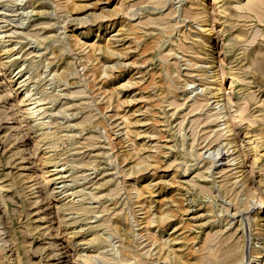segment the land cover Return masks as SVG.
Listing matches in <instances>:
<instances>
[{"label":"rangeland","instance_id":"1","mask_svg":"<svg viewBox=\"0 0 264 264\" xmlns=\"http://www.w3.org/2000/svg\"><path fill=\"white\" fill-rule=\"evenodd\" d=\"M63 1L0 0V50L11 49L10 55L0 51V262L78 264L76 255H97L95 264H178L173 250L188 252L212 232L213 248L232 232V244L248 253L246 232L264 219V146L253 163V134L234 117L241 100L254 117L264 114V0H255L252 11L238 9L244 0H205L221 111L228 112L230 138L239 146L238 161L229 166L214 163L224 126L209 117L214 104L189 112L203 93L199 72L189 70L191 52L208 36H194L190 0H123L127 11L120 0H70L62 8ZM112 10L119 15L108 22ZM144 18L157 24L139 32L135 24ZM121 27L123 34L112 36ZM194 61L204 63L203 57ZM167 62H178L181 77L167 75ZM161 83L159 99L153 89ZM25 91L37 112L21 104ZM173 96L183 105H169ZM227 96L237 106L226 104ZM39 118L51 128L44 145L36 143ZM45 151L66 163L59 180L74 194L49 182ZM117 219L127 223L125 237L113 227ZM22 243L25 250H18Z\"/></svg>","mask_w":264,"mask_h":264},{"label":"bare ground","instance_id":"2","mask_svg":"<svg viewBox=\"0 0 264 264\" xmlns=\"http://www.w3.org/2000/svg\"><path fill=\"white\" fill-rule=\"evenodd\" d=\"M19 1V0H18ZM63 1V0H62ZM70 0H64L63 3L59 2L58 5L60 7H64L66 4H68ZM121 1V2H120ZM120 5L121 7H124V10L128 8H126L124 5H123V0H120ZM191 3H190V6L188 7L187 9V14L190 15V16H193L197 23L196 25L198 26V28L195 29V35L197 37V39L201 40L203 38V36L205 35L204 33L207 32V35L208 36H204L205 40L204 41H200V42H194V43H197V46L198 47V50H194L192 51L191 53H193V55H196L195 58L197 57H203V60H204V63L201 65L198 64L197 66V61H194L195 58H192L190 59L189 61V70L195 71L196 72H199L198 76H200L199 80L201 81V85H200V89L201 91H203V93L198 97L197 99L194 100V102L189 106L190 107V111L189 112H193L197 109H199L200 107L203 106V104L205 103L206 105H210L211 106V103L214 104L212 106V108H210L209 106V111L212 112V114L209 116L211 118V121L212 123H214V126H223V128H219L217 133H218V138L222 140H220L222 143H221V146H217V150H216V160L214 161V163H218L221 162L222 164L226 165V166H229V165H232L234 161H238L237 160V157L239 156V153L237 155H235L237 152H239V150H237V147L239 148V146L237 145L236 141L234 139H231L230 138V135H233L234 132H232L233 130V127L231 125V123L229 122V115H228V112L226 113V111H221L222 109V105L221 104V96H220V90H222V81H221V78L219 79V73H218V69H215L217 67V65H215V57L213 56L214 54H212L208 47V42H209V39H210V33H211V28L213 27H210V28H205V22H206V19H205V13L207 12V5L205 4V0H190ZM214 1H219V0H214ZM139 2V1H138ZM161 2V1H160ZM136 2H134L133 4H136ZM144 4V2H142ZM157 3V2H156ZM140 4V2H139ZM159 4V2L157 3ZM255 4V0H244V2H239V4H237V6L239 7L238 9H240V7H249V9H251L250 7ZM134 6V5H132ZM137 6V5H135ZM131 7V6H130ZM211 7V6H210ZM73 8L74 9H78L80 8V4L78 3H73ZM134 8V7H133ZM214 8V6L212 7V9ZM42 9V8H41ZM210 9V8H209ZM38 10V9H37ZM216 11V9H213V11ZM212 11V12H213ZM214 11V12H215ZM252 11V9H251ZM29 14H30V11L28 10ZM53 12V11H52ZM139 12V11H138ZM123 13V12H122ZM216 13V12H215ZM162 14V13H161ZM167 14V13H166ZM169 14V13H168ZM172 14V13H171ZM209 14V13H208ZM119 15V13L117 14V12H115V10L111 12V17L109 19L108 22L113 21L114 22V19L116 18V16ZM126 15H127V12H126ZM141 15V14H140ZM163 15V14H162ZM217 15V14H215ZM167 16V15H166ZM119 17V16H118ZM72 18V17H71ZM157 18V17H156ZM18 19V18H17ZM69 19V18H67ZM120 19V17H119ZM135 19V18H134ZM145 19V18H144ZM20 20V19H19ZM130 20V19H129ZM138 20V19H137ZM173 20V19H172ZM185 20V19H184ZM209 20V19H208ZM69 21V20H68ZM123 21V20H122ZM163 21H165L163 19ZM162 21V22H163ZM138 22V21H137ZM101 23V22H100ZM118 23V22H117ZM21 24V23H20ZM156 21L155 19H152V18H147L145 19L144 21H139L137 24H135V28L137 31L139 30L140 31H147L148 28H151L153 27L154 25H156ZM165 24V23H164ZM170 24V23H169ZM209 24V23H208ZM113 25V24H112ZM217 25V24H216ZM122 26L123 28L126 27V25L122 23ZM2 27V26H0ZM118 27V26H116ZM105 29V28H104ZM133 29V28H132ZM124 30H127V28H125ZM153 30V29H152ZM23 31V30H22ZM4 30H0V34H3ZM18 32V31H17ZM16 31H12V33H17ZM162 32V31H161ZM168 32H171V31H168ZM110 33V32H109ZM164 33V32H163ZM7 34V33H6ZM123 34L122 32V27L118 29V31H116V33L112 36H115L116 38L121 36ZM182 34V33H181ZM127 36V35H125ZM136 36V35H135ZM1 38H4L3 36H0ZM80 37V36H79ZM130 37V36H129ZM214 37V36H213ZM121 39V38H120ZM123 39V38H122ZM108 40L110 41V37L108 38ZM133 40V39H132ZM220 40V39H219ZM117 41H120V40H117ZM99 42V41H98ZM97 42V43H98ZM106 43V42H105ZM112 43V41H111ZM110 43V44H111ZM174 43V42H173ZM214 43V42H213ZM42 44V43H41ZM92 44V43H91ZM90 45V44H89ZM93 45V44H92ZM91 45V46H92ZM98 45V44H97ZM93 47V46H92ZM155 47V46H154ZM221 49H220V53H222L223 51V46H220ZM149 48V47H147ZM180 48L182 49V51L184 52H187L186 50V47L184 45V43L181 44ZM51 49V48H50ZM106 51L108 52V49H109V46L107 45L106 46ZM146 49V48H145ZM143 49V50H145ZM3 50V51H2ZM2 50H0L1 52H3L4 54H9L11 53V49H7L5 47L2 48ZM99 50H102V48H99ZM130 50V49H129ZM211 50V49H210ZM127 51V49H126ZM168 51V49L166 50ZM111 53L114 55V54H117V51H111ZM176 53V52H175ZM52 54V53H51ZM162 54V53H161ZM177 54V53H176ZM144 55V54H143ZM167 55V54H166ZM164 56V55H163ZM163 56H161L163 58ZM12 57V56H11ZM161 57H158V58H161ZM146 58L148 57H145L144 59L147 60ZM186 58V57H185ZM53 59V58H52ZM55 59V58H54ZM125 59V58H124ZM143 59V60H144ZM167 59V58H166ZM165 60V59H164ZM122 61V60H120ZM163 61V60H162ZM175 61V60H174ZM185 61V60H184ZM117 62V61H116ZM143 62V61H142ZM127 63V62H126ZM154 63V62H153ZM186 63V62H185ZM252 63V62H251ZM142 64V63H141ZM178 65V62H174L173 64H169L168 62L165 64V69H166V73L167 75L171 76L173 75L174 72H177V75L178 77H181V74H180V69H179V66ZM123 66V65H122ZM128 67V66H127ZM251 67V66H250ZM181 68V67H180ZM55 70V69H54ZM208 71H211L210 72V75H209V72ZM19 73V72H18ZM17 73V74H18ZM151 74V73H150ZM156 74V73H154ZM175 75V76H177ZM194 75H191V77H193ZM20 78V77H19ZM27 78V77H26ZM67 78V77H66ZM138 78V77H137ZM151 79V78H150ZM22 80V79H21ZM170 80V79H169ZM154 81V80H153ZM185 81V80H184ZM194 81V80H193ZM204 81V82H203ZM21 82H24L23 81H19V84H18V87H21L23 86L21 84ZM158 82V81H157ZM167 82V81H166ZM170 84L172 83L171 81H169ZM127 83V82H126ZM130 83V81H129ZM127 83V84H129ZM166 84V83H165ZM168 84V83H167ZM190 84V83H189ZM131 85V83H130ZM216 85H218L216 87ZM171 86H173L171 84ZM170 86V88H172ZM198 86V85H197ZM196 86V88H197ZM153 87V86H152ZM175 88V86L173 87ZM199 88V87H198ZM197 88V89H198ZM177 88H175V91H176ZM225 90V89H224ZM152 91V90H151ZM153 93L156 97H158L159 99H162V95L164 93V89H163V84H156L154 86V89H153ZM169 91L172 92V89H170ZM192 91V90H191ZM194 91V90H193ZM192 91V92H193ZM30 91H25V93H27L26 95H23V100L21 101V104L23 103H27L29 102L31 99L29 98L30 97ZM224 92V91H223ZM177 94V92H176ZM28 95V97L26 98V96ZM152 96V95H151ZM187 96V95H186ZM189 96V95H188ZM187 96V97H188ZM134 97V96H133ZM135 98V97H134ZM141 98V97H139ZM188 99V98H187ZM225 99V98H224ZM211 100H213L211 102ZM169 101V105H173L174 108L175 107H179L181 105H183V103H178L177 102V98L173 96V98L170 97V99L168 100ZM185 101V100H184ZM242 101V100H241ZM240 101V105L241 106V110L237 111L236 110V115L234 118L238 119L240 122H247V133L248 134H253L251 137L253 138V150L255 153L254 154V159H253V163H255V161L258 160V157L259 156H262V154H260L259 152V148H261V146H264V114L263 112H261L262 114H260L259 116H253L251 115L250 113H248V109L247 107H243V104L247 102V100H244L245 102L242 104ZM238 102V101H236ZM236 102L230 98L229 96H227L226 98V104H229L230 106H237ZM156 103V102H155ZM239 103V102H238ZM225 104V102H224ZM27 105L26 107V111L29 112L31 111V113H35L37 112L35 109L37 106L34 105V103H27L25 104ZM146 107V106H145ZM173 108V109H174ZM186 108V107H185ZM183 109V108H182ZM181 109V110H182ZM188 109V107H187ZM40 110H42V107H40ZM163 111V110H162ZM185 111V110H184ZM143 113V112H142ZM173 113V111H172ZM40 114V112H38L37 116ZM227 114V117H225V115ZM124 116V115H122ZM141 116V115H140ZM126 116L123 117V120L126 119L125 118ZM183 119V118H182ZM180 119V120H182ZM232 119V118H231ZM40 118L39 119H36L34 121V127H35V130L36 132L38 133V141L36 142L37 144H41V145H44L45 144V141L50 137V133H49V130L51 128H44L43 125L44 123L43 122H39ZM142 120V119H141ZM184 120V119H183ZM235 120V119H234ZM233 120V121H234ZM126 121V120H125ZM128 121V120H127ZM168 124V123H167ZM222 124V125H221ZM142 126V125H141ZM197 127H198V124H197ZM216 128V127H215ZM178 129V128H177ZM179 130V129H178ZM215 131V130H214ZM213 132V131H212ZM245 132V131H244ZM95 136V135H93ZM83 140V139H82ZM194 140V139H193ZM207 140V139H206ZM205 141V140H204ZM210 141V140H209ZM252 141V140H251ZM254 141H255V144H254ZM208 143V142H207ZM212 143V142H211ZM79 144V143H78ZM212 145V144H211ZM228 145H230V149L232 148L231 152H229V150L227 149L225 151V149L228 147ZM138 147V146H137ZM203 150V149H202ZM201 150V151H202ZM210 150V149H209ZM224 150V152H222ZM261 151V150H260ZM229 152V153H228ZM241 152V150H240ZM206 153V152H205ZM213 153V152H212ZM90 154V153H89ZM203 154V153H202ZM232 156V157H231ZM231 157V158H230ZM43 161L44 163L47 165L49 164L50 166H52V169L49 170V182L50 183H54L56 182L59 186H61L60 184L62 183V188L66 189L68 187V184H67V181H63V180H59L60 178H62V174L64 172V165L66 164L65 162H62V164H59L60 160L58 159L57 156H53V154L50 153V151H45L44 152V155H43ZM172 161L174 162L175 160L172 159ZM224 161V163H223ZM251 161V160H250ZM247 162V161H246ZM85 163V162H84ZM228 163H231V164H228ZM172 164V163H171ZM217 164V165H218ZM235 165H238V164H242L241 162H236L234 163ZM138 166V168L142 167L143 165L141 163H137L136 164ZM253 165V164H252ZM239 167H241L239 165ZM159 168V167H158ZM214 168V167H213ZM220 168V167H219ZM238 167H235L233 169H236ZM205 169V167H204ZM224 169V168H223ZM214 170V169H213ZM156 171V170H155ZM242 171V170H241ZM185 172V170H184ZM238 171H235L234 172V183L238 181V175L237 174ZM144 173V172H143ZM197 174V173H196ZM199 174L201 175V173L199 172ZM244 174V173H242ZM241 174V175H242ZM199 176V175H198ZM248 176V175H247ZM247 176L246 175H243V177L240 179L242 180L243 184L247 185ZM160 179V178H159ZM192 179V178H191ZM251 179V178H250ZM239 180V181H240ZM40 182V181H39ZM69 182V181H68ZM165 182V181H163ZM191 182V181H190ZM215 183V182H214ZM198 184V183H197ZM58 186V188H59ZM199 186H202L199 184ZM204 186V185H203ZM205 187V186H204ZM61 188V187H60ZM208 188V187H207ZM200 190V188H198ZM203 189V188H202ZM206 189V187H205ZM208 190V189H207ZM111 191V190H110ZM204 191V190H203ZM66 192H68L66 195L67 196H70L72 194H74V192L72 191L71 188H67L66 189ZM210 193V191H208ZM213 192V191H212ZM140 194H136V196H139ZM44 198V197H43ZM251 201V200H250ZM264 203V202H263ZM112 205V204H111ZM110 206V205H109ZM249 208V207H248ZM253 208V207H252ZM251 208V209H252ZM146 209V208H145ZM115 212V211H114ZM112 212V213H114ZM249 212V211H248ZM121 215V214H120ZM114 217V215H113ZM164 217V216H163ZM121 218V217H119ZM126 218V217H125ZM126 220V219H124ZM109 222V221H108ZM5 223V222H4ZM112 223V222H111ZM228 223V221H227ZM115 225L113 227H115V230L118 232V233H121V235L123 237H125L126 235L124 234L123 231H125L126 229V221H123L122 219H117L116 222L114 223ZM113 225V224H112ZM231 225V224H230ZM245 225V224H244ZM227 226V225H226ZM219 230V229H218ZM131 232V231H129ZM240 232V231H239ZM246 232V231H245ZM244 232V233H245ZM79 233V232H78ZM81 233V232H80ZM208 233V232H207ZM210 233V232H209ZM214 233V232H212ZM211 233V234H212ZM114 234V233H113ZM153 234V233H152ZM211 234H207L205 235L206 237L202 238V240L198 241L195 246L191 247L190 250L188 252H184V249L183 250H173V253L174 255L176 256V259H179V262L178 264H264V219L261 218L258 220V222L254 223L253 226L250 227V229L246 232V240H248L250 238V241H252V244H248L246 243V246H248V253L245 252L244 250L242 251L240 249V247L238 245H235V244H232L233 242L230 241L232 239V237L235 235V234H232L231 232V235H227L228 238H218L221 242H220V247L218 248L217 246H219V244L216 246L218 249L216 248H213L212 247V242L214 241V237L213 235ZM215 234V233H214ZM230 234V232H229ZM245 235V234H244ZM72 236H74V233L71 234V236L69 237L70 239L72 238ZM224 236V234H223ZM239 237V236H238ZM237 237V238H238ZM240 237H243L242 235ZM217 238V236H216ZM236 238V239H237ZM245 238V237H244ZM93 239L97 240L96 236L93 237ZM123 239V238H122ZM241 238L238 239V241L240 240ZM125 241L127 239H124ZM92 239L91 240H88V244L89 243H92ZM219 243V242H217ZM16 245V243H15ZM94 244H92L93 246ZM145 245V244H144ZM177 245V244H176ZM131 246V245H130ZM119 247V246H118ZM1 248V247H0ZM18 250L20 248H22L23 250H25V247L22 244L20 245H17L16 247ZM123 250V254L125 256H128L129 255V250H127L126 246H122L121 248ZM1 250V249H0ZM10 251V250H9ZM175 251H178V253H176ZM15 253H18L15 251ZM1 254V253H0ZM98 254V253H96ZM133 253H131L130 255H132ZM93 255V254H92ZM140 255V254H139ZM148 255V253H147ZM77 258L79 259H76L79 261L78 264H95V259H96V262H97V258H95V255L94 257L93 256H88V255H76ZM107 256V255H106ZM135 257H137L136 255H134ZM3 258H5V256H2ZM10 257V256H9ZM124 257V256H123ZM168 258V255H164L163 256V259H167ZM17 259V258H16ZM20 259V258H19ZM75 260V261H76ZM138 260V258H137ZM143 260V259H142ZM261 260V261H260ZM77 261V262H78ZM119 261H122L121 258L119 259ZM123 261H128V260H124ZM133 261V260H132ZM138 261H141L140 259ZM17 262V260L15 261ZM99 262V261H98ZM114 262V261H113ZM164 262V261H163ZM10 262H6L5 260H3L2 262H0V264H9ZM13 263V262H12ZM137 263V262H136ZM18 264V262H17ZM27 264H31L30 262H27ZM101 264V263H100ZM135 264V263H134Z\"/></svg>","mask_w":264,"mask_h":264}]
</instances>
